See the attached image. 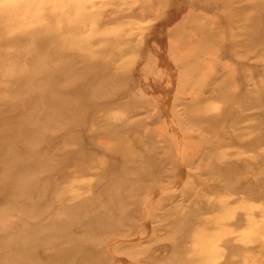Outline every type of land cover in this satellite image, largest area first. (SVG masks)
<instances>
[{
  "label": "rangeland",
  "instance_id": "rangeland-1",
  "mask_svg": "<svg viewBox=\"0 0 264 264\" xmlns=\"http://www.w3.org/2000/svg\"><path fill=\"white\" fill-rule=\"evenodd\" d=\"M5 7L0 264H264V0Z\"/></svg>",
  "mask_w": 264,
  "mask_h": 264
},
{
  "label": "bare ground",
  "instance_id": "bare-ground-1",
  "mask_svg": "<svg viewBox=\"0 0 264 264\" xmlns=\"http://www.w3.org/2000/svg\"><path fill=\"white\" fill-rule=\"evenodd\" d=\"M36 1L37 0H0V4L3 5V6H1L0 9L1 10L5 9L6 8L5 6H10L13 9H16V8H18L21 5H22V8L23 7H27L28 8V7L32 6V5H34V3ZM19 12H20V9H19ZM21 15H23L24 19H27V20H29L31 18V14L28 11H25L24 14L21 13Z\"/></svg>",
  "mask_w": 264,
  "mask_h": 264
}]
</instances>
